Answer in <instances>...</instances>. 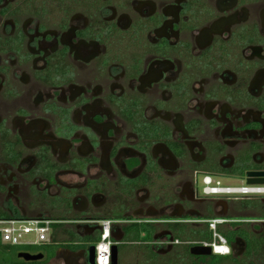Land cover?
Returning a JSON list of instances; mask_svg holds the SVG:
<instances>
[{"label": "flooded vegetation", "instance_id": "obj_1", "mask_svg": "<svg viewBox=\"0 0 264 264\" xmlns=\"http://www.w3.org/2000/svg\"><path fill=\"white\" fill-rule=\"evenodd\" d=\"M256 187L264 0H0V264H264Z\"/></svg>", "mask_w": 264, "mask_h": 264}, {"label": "built area", "instance_id": "obj_2", "mask_svg": "<svg viewBox=\"0 0 264 264\" xmlns=\"http://www.w3.org/2000/svg\"><path fill=\"white\" fill-rule=\"evenodd\" d=\"M226 191L228 195L235 193L247 195L253 191H255V195H264V187H256L255 190L251 188H242L240 190L229 188ZM53 223V221L47 218L0 219V243L10 247H32L48 243L52 234ZM211 223L213 224L215 222ZM103 230L104 236L107 237L106 224ZM216 252L219 254L225 253L223 251Z\"/></svg>", "mask_w": 264, "mask_h": 264}, {"label": "trees", "instance_id": "obj_3", "mask_svg": "<svg viewBox=\"0 0 264 264\" xmlns=\"http://www.w3.org/2000/svg\"><path fill=\"white\" fill-rule=\"evenodd\" d=\"M7 217L3 214H0V219H6ZM53 227V226H52ZM15 247H10V246H3L1 243H0V250L3 251L4 253H11L12 250H14Z\"/></svg>", "mask_w": 264, "mask_h": 264}, {"label": "water", "instance_id": "obj_4", "mask_svg": "<svg viewBox=\"0 0 264 264\" xmlns=\"http://www.w3.org/2000/svg\"><path fill=\"white\" fill-rule=\"evenodd\" d=\"M18 256L25 260H37L38 258H40V256H30L28 254H19Z\"/></svg>", "mask_w": 264, "mask_h": 264}, {"label": "clouds", "instance_id": "obj_5", "mask_svg": "<svg viewBox=\"0 0 264 264\" xmlns=\"http://www.w3.org/2000/svg\"><path fill=\"white\" fill-rule=\"evenodd\" d=\"M227 191L225 190V193H226ZM214 194H218L219 193V191H214L213 192Z\"/></svg>", "mask_w": 264, "mask_h": 264}, {"label": "snow or ice", "instance_id": "obj_6", "mask_svg": "<svg viewBox=\"0 0 264 264\" xmlns=\"http://www.w3.org/2000/svg\"><path fill=\"white\" fill-rule=\"evenodd\" d=\"M220 251H227V249H220Z\"/></svg>", "mask_w": 264, "mask_h": 264}, {"label": "rangeland", "instance_id": "obj_7", "mask_svg": "<svg viewBox=\"0 0 264 264\" xmlns=\"http://www.w3.org/2000/svg\"><path fill=\"white\" fill-rule=\"evenodd\" d=\"M234 185H231V187H233Z\"/></svg>", "mask_w": 264, "mask_h": 264}]
</instances>
